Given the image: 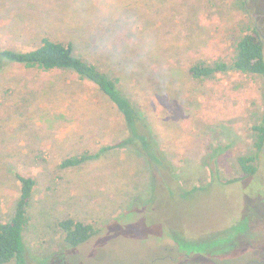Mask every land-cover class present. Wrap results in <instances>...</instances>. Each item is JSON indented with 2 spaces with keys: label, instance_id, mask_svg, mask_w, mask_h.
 Segmentation results:
<instances>
[{
  "label": "rangeland",
  "instance_id": "374dc122",
  "mask_svg": "<svg viewBox=\"0 0 264 264\" xmlns=\"http://www.w3.org/2000/svg\"><path fill=\"white\" fill-rule=\"evenodd\" d=\"M65 20L84 29L55 22ZM118 22L135 23L137 45L111 69L124 74L166 165L123 147L62 169L67 157L117 144L122 118L72 72L3 63L0 220L14 213L22 174L38 181L28 264H264V149L256 175L228 183L264 123V78L231 72L199 82L188 72L197 60H232L248 29L264 42V0H0V49L25 51L45 34L120 32ZM75 45L108 61L109 49L94 55L80 39ZM67 217L100 232L71 247L58 227Z\"/></svg>",
  "mask_w": 264,
  "mask_h": 264
},
{
  "label": "trees",
  "instance_id": "16d2710c",
  "mask_svg": "<svg viewBox=\"0 0 264 264\" xmlns=\"http://www.w3.org/2000/svg\"><path fill=\"white\" fill-rule=\"evenodd\" d=\"M55 22L67 24L71 28L73 27L72 29H76L77 26L83 28L81 23H75L76 21ZM89 23V20L83 22L85 28L88 27ZM102 23L107 28L106 23ZM76 24L80 25L76 26ZM134 24V22L115 23V26L123 27V29L120 32L111 33L106 30L105 33L88 34L87 30H75L77 37L74 36V32L73 37L67 38L69 36L67 35V39L54 38L49 34H45L40 39V44L37 47L25 51L0 49V74L3 63L20 65L27 69H37L44 72H72L80 80L92 83L122 118L126 133L117 144L104 146L98 153L85 150L80 154L67 157L61 162L62 169L82 167L112 149L123 147L135 149L153 165H166V157L160 153L158 147L156 148L155 143L157 141L150 136L145 117L124 92L122 87L124 74L120 76L118 71H115L118 69H111V59L114 63L121 53L130 48V45H137V36L132 32L133 27L135 28ZM125 26L126 30L124 29ZM79 39L82 44H88L90 52L94 55L100 50L109 49L110 51L107 54L109 58L105 57L108 61L101 62V59L97 60L95 57L89 59L82 53L77 54L75 43ZM188 72L191 78L199 82L215 80L218 76L227 75L231 72L257 75L264 78V42L259 31L256 28L248 29L240 37L236 54L232 60L213 62L203 59L197 60L190 66ZM253 130L255 133L252 150L237 158L240 176L229 180L228 183L245 180L256 175L259 170V152L264 149V123L255 125ZM215 152L217 154V151ZM16 178L20 184V195L15 203L14 213L7 221L0 220V264H28L25 233L31 221L29 209L33 204L38 181L33 176L22 174H16ZM58 227L62 231L65 243L71 247H79L87 243L100 232L94 224L85 223L72 217L59 221Z\"/></svg>",
  "mask_w": 264,
  "mask_h": 264
}]
</instances>
